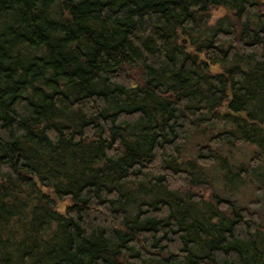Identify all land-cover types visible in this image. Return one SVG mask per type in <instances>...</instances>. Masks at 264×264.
I'll list each match as a JSON object with an SVG mask.
<instances>
[{
	"label": "trees",
	"instance_id": "1",
	"mask_svg": "<svg viewBox=\"0 0 264 264\" xmlns=\"http://www.w3.org/2000/svg\"><path fill=\"white\" fill-rule=\"evenodd\" d=\"M207 164L264 179V0H0V264H264Z\"/></svg>",
	"mask_w": 264,
	"mask_h": 264
},
{
	"label": "rangeland",
	"instance_id": "2",
	"mask_svg": "<svg viewBox=\"0 0 264 264\" xmlns=\"http://www.w3.org/2000/svg\"><path fill=\"white\" fill-rule=\"evenodd\" d=\"M223 12L224 8L222 7L213 9L210 13L209 23H212ZM216 69L217 67L215 65L210 68L212 72ZM207 132L208 134H213L215 132V129L210 128L207 130ZM203 138L204 137L197 135V141L200 142L203 140ZM190 149L191 153L188 152L189 146L187 145V148L185 150L186 153L183 155L184 159L188 158L194 153V148L190 147ZM253 150L254 147L251 144H239L232 148V153H230L234 159L230 160L228 146H222L219 149V152L222 154V156L227 157L228 162L235 164L238 162H245L247 157ZM199 168L201 170L200 176L203 178L202 180H208L209 182H211L213 190H216L219 193H221L223 190L227 195H230V197L237 199L238 203L248 206L255 212L258 221L264 224V179L257 180L255 175H243L241 179H238L237 184L234 186V193H229V188H224L223 180L221 179V177H219V174L221 173L218 166L217 171L212 168L211 164H207ZM257 170L260 172L261 178H264V167H259L257 168ZM208 191L209 190L206 189L204 193H207Z\"/></svg>",
	"mask_w": 264,
	"mask_h": 264
},
{
	"label": "water",
	"instance_id": "3",
	"mask_svg": "<svg viewBox=\"0 0 264 264\" xmlns=\"http://www.w3.org/2000/svg\"><path fill=\"white\" fill-rule=\"evenodd\" d=\"M181 40H183V39H181Z\"/></svg>",
	"mask_w": 264,
	"mask_h": 264
}]
</instances>
